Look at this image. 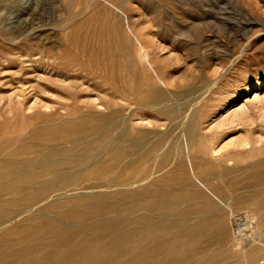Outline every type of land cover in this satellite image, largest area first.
<instances>
[{"label":"rangeland","instance_id":"374dc122","mask_svg":"<svg viewBox=\"0 0 264 264\" xmlns=\"http://www.w3.org/2000/svg\"><path fill=\"white\" fill-rule=\"evenodd\" d=\"M126 17L127 28L123 23ZM130 31L142 39L165 85L137 59ZM67 37L70 39L65 40ZM142 81L159 86L164 100L158 107L173 108L174 114L138 106L144 91ZM22 96L20 108L16 101ZM8 99L12 108L7 106ZM88 100L96 102L97 111L103 113L108 111L109 101L115 103L127 127V138L146 131V149L141 148V156H127L128 180L161 167L153 177L168 176L165 188L187 195L183 205L192 206L187 222L198 221L202 213L223 214L225 223L219 232L223 255L217 263L207 260L205 264H255L248 262L251 252L256 253V261L264 256V208L235 196L254 187L252 174H259L257 178L264 181L260 176L264 174V148L258 142L264 138V0H0V137L11 139V144L2 146L1 157L9 156L15 140L29 128L75 116ZM189 129L193 132L190 136ZM130 141L127 139V145ZM23 151L17 158L36 154ZM132 159L133 164L129 162ZM178 161L182 166L175 171ZM173 173L186 184L173 185ZM7 184L1 181L0 191ZM9 195L3 193L1 198ZM49 198L34 205V213L29 215L45 211V216L61 224L74 225L55 211L43 209ZM221 201H229L233 212L251 210L257 215L260 245L232 244L234 225L227 223L228 205ZM23 216L16 223L23 221ZM73 228L77 229L74 239L85 234L78 224ZM4 231L0 229V234ZM18 231L0 243L15 247L20 242ZM193 244L201 254L206 249L200 240ZM128 253L122 258L128 259Z\"/></svg>","mask_w":264,"mask_h":264},{"label":"bare ground","instance_id":"6f19581e","mask_svg":"<svg viewBox=\"0 0 264 264\" xmlns=\"http://www.w3.org/2000/svg\"><path fill=\"white\" fill-rule=\"evenodd\" d=\"M122 17L124 18V16ZM123 23L127 28V17ZM74 32L76 33V31ZM130 32L134 39L132 41H135L137 45V59L142 65L145 63L153 77L165 85L159 72L152 64L153 61L150 60L142 39L132 31ZM124 38L122 36V39ZM78 40L77 42H79ZM140 84L144 87V91H141L143 94L138 98V106L148 107L161 114L171 115L174 112L173 108L158 107L164 100L159 86L143 81ZM24 99L25 96H22V99L18 98L16 101L20 108L23 107ZM86 102L88 103L86 104ZM8 103L7 106L12 108L11 99ZM110 103L109 101L108 111L103 113L97 111L96 108L99 105L96 106V102L89 103L88 100L85 101L84 109L75 116L56 121V123L42 122L29 128L24 136L15 140V148L10 150L9 156L6 157H1L2 146L11 139H1L0 137V183L3 180L9 183L3 185L0 191V229L5 230L4 233H1L2 235L0 234V240L8 238L18 230L22 231V233L18 231L16 234L21 233L18 238L20 242L15 247L0 243V263L6 261L10 264H205L207 260L212 263L220 261L223 255L221 248L223 238L219 232L225 223L223 214L202 213L203 215L198 221L187 222L186 220L192 214V206L183 205L187 195L168 191L165 188V184L169 181L168 176L153 177V174L157 173L161 167L144 175L141 171L142 173L135 180L127 179V156H132V158L141 156V148H145L143 145L146 131H139L138 135L127 138V127L122 121L123 119L121 120L120 109L115 107V103ZM98 104L103 105L99 102ZM5 133L7 134V131ZM187 134L192 135V129L187 130ZM136 137L141 139L137 140ZM127 139L131 140L128 145ZM258 142L260 148H264V138L258 139ZM244 143L247 144L249 141L245 140ZM149 145L151 146V144ZM27 150L32 153L35 151V156L29 157L31 155L29 154L28 157L17 158V154L22 151L29 153L26 152ZM5 154L7 155L8 152ZM161 158L163 159V157ZM132 161L134 159L129 162L132 163ZM181 166L179 161L176 162L174 170L176 171ZM139 169L141 170L142 167ZM256 174H252L254 179L250 182L254 187L252 186L253 188L249 190L242 189L235 196L243 202L249 201L248 203H259V205L261 203V207L264 208V186L261 187L264 181L262 178H257L259 174ZM172 176L173 185L176 187L186 184L184 178L175 176L174 173ZM260 176L262 177L264 174L262 173ZM83 181L88 183L77 187ZM94 181L93 184L89 183ZM195 181L214 196L212 191L200 180L195 179ZM3 193H9L11 196L9 195L8 199H3L1 198ZM47 198L49 199L43 205V209L55 211L73 222L74 225L78 224L79 230L85 234L74 239L73 233L77 229L73 228L72 223L61 224L55 219L45 216L43 214L45 211L29 215L34 209V205ZM221 203L224 206L228 205L227 223L231 227L234 225L232 244L236 247L239 245L243 247L260 245L257 215L251 210L233 212L229 201H221ZM205 205L210 206L209 203ZM22 216L21 224L16 223ZM31 236H34L32 240L29 239ZM196 240L207 245H205L206 249L202 254L195 249L193 242ZM43 248L48 249L41 252L42 254L34 255L36 251ZM127 252L130 256L128 259H123L122 256L127 255ZM255 261L256 253L251 252L248 257L249 263L264 264V256ZM245 263L247 264V262ZM232 264L235 263L232 262Z\"/></svg>","mask_w":264,"mask_h":264}]
</instances>
